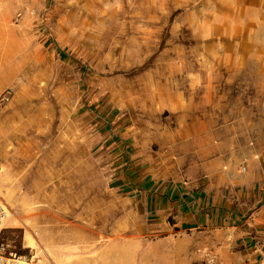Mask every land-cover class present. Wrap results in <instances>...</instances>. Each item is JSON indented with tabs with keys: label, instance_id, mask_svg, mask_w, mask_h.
Segmentation results:
<instances>
[{
	"label": "rangeland",
	"instance_id": "1",
	"mask_svg": "<svg viewBox=\"0 0 264 264\" xmlns=\"http://www.w3.org/2000/svg\"><path fill=\"white\" fill-rule=\"evenodd\" d=\"M0 74V111L27 105L41 136L86 151V259L6 219L0 244L28 264H130L104 250L113 238L161 249V217L126 184L186 180L218 142L264 181V0H0ZM229 240L196 237L194 260L243 263Z\"/></svg>",
	"mask_w": 264,
	"mask_h": 264
},
{
	"label": "crops",
	"instance_id": "2",
	"mask_svg": "<svg viewBox=\"0 0 264 264\" xmlns=\"http://www.w3.org/2000/svg\"><path fill=\"white\" fill-rule=\"evenodd\" d=\"M5 85L0 74V93ZM29 108L14 105L0 111V194L11 211L7 222L18 220L43 250L73 247L85 260L87 225L80 199L86 197V151L72 152L69 143L52 144L41 136L38 112ZM215 146L195 175L185 171L186 180L157 185L134 176L126 184L128 193L161 217V249L130 242L120 247L113 238L104 250L117 262L126 253L130 264H203V259L194 260L195 238L221 232L230 237L223 250L232 261L264 264L262 165L247 152L249 165L240 167L230 147L224 142ZM72 200H78L73 214ZM161 250L162 258L156 255Z\"/></svg>",
	"mask_w": 264,
	"mask_h": 264
},
{
	"label": "built area",
	"instance_id": "3",
	"mask_svg": "<svg viewBox=\"0 0 264 264\" xmlns=\"http://www.w3.org/2000/svg\"><path fill=\"white\" fill-rule=\"evenodd\" d=\"M10 208L6 203L3 196L0 194V228L6 221ZM7 254V246L4 243L0 244V264H18L21 260V256L15 257L16 254L13 251ZM11 255H14L13 257ZM203 264H223L214 254L207 253L205 259L202 261Z\"/></svg>",
	"mask_w": 264,
	"mask_h": 264
},
{
	"label": "bare ground",
	"instance_id": "4",
	"mask_svg": "<svg viewBox=\"0 0 264 264\" xmlns=\"http://www.w3.org/2000/svg\"><path fill=\"white\" fill-rule=\"evenodd\" d=\"M21 263H23V264H28L27 262H25V261H23V260L20 261V264H21Z\"/></svg>",
	"mask_w": 264,
	"mask_h": 264
}]
</instances>
